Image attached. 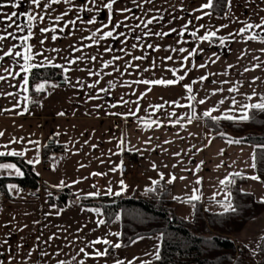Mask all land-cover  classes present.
Segmentation results:
<instances>
[{"label": "crops", "instance_id": "0c3cea01", "mask_svg": "<svg viewBox=\"0 0 264 264\" xmlns=\"http://www.w3.org/2000/svg\"><path fill=\"white\" fill-rule=\"evenodd\" d=\"M109 2L60 0L53 4L41 0L37 6L31 0H19V6L13 7L16 0H0V36L5 37L0 40V77H4L0 80V132L4 133L0 152L23 153L19 156L26 162L39 158L40 163L31 167L45 183L35 190L8 184L12 196L0 198V264H143L157 257L159 232L135 237L115 248L120 244V216L105 221L99 205L82 204L78 195L99 193L96 196L112 199L143 191L161 177L169 182L174 176L176 179L169 182L173 209L177 215L190 218L193 195L210 211H223L225 203L232 204L229 189L220 181L242 173L245 180L241 188L257 200L264 198L261 181L250 179L256 175L251 166L254 145L241 140L230 144L229 140L237 139L215 136L205 126L203 116L213 109V116L240 118L249 109L243 105L264 100V42L247 39L253 33L264 36V29L238 34L247 24L261 23L264 0H232L231 8L226 4L221 15L201 10L207 0H116L112 24L119 21L121 26L113 37L100 39L111 29V25L103 27L109 21L104 7ZM125 8L130 11H120ZM12 12L17 16L9 21L7 16ZM204 12L211 15L197 20ZM29 15L43 19L31 22L32 37L25 41ZM57 16L62 18L57 20ZM210 31H217V37L199 39ZM93 34L98 43H93ZM220 37L226 38L224 44ZM29 45L33 58L28 63L60 66L64 73L62 82L43 79L35 84L47 81L59 85L43 92L40 104L29 103L28 85L23 83L28 72L21 69L27 67L23 57ZM9 49L12 54L5 56ZM16 52L21 55L16 56ZM201 64L206 66L201 68ZM256 64L262 66L254 67ZM172 69L178 70L175 75ZM181 75L183 81L167 87L137 83ZM203 76L207 79L201 80ZM93 84L95 87H89ZM183 85H191L195 100H189ZM232 87L239 91L229 92ZM233 98L239 103L234 105ZM201 99L205 100L202 105L198 103ZM114 104L117 106L112 107ZM130 111L135 116L111 114ZM60 112L65 115H58ZM52 141L61 144V150L43 164L42 146ZM124 160L135 162L129 173L120 170ZM0 164H14L22 173L13 161ZM0 176L18 175L14 170L0 169ZM121 180L127 185L124 190ZM56 189L68 194L63 204L47 200ZM117 192L120 194L115 195ZM100 220L105 223L99 224ZM263 234L264 207L231 236L255 254ZM98 240L111 243H95ZM105 250L107 255H96Z\"/></svg>", "mask_w": 264, "mask_h": 264}, {"label": "trees", "instance_id": "16d2710c", "mask_svg": "<svg viewBox=\"0 0 264 264\" xmlns=\"http://www.w3.org/2000/svg\"><path fill=\"white\" fill-rule=\"evenodd\" d=\"M214 3L215 8L209 10L221 15L225 10L226 0H214ZM43 79L62 82L63 70L55 65L32 68L28 72L29 103L38 101L42 95L43 92L35 91V84ZM247 113L250 116L247 121L224 117L214 121L205 117V126L215 136L230 137L254 145V171L264 186V147H261L264 146V112L249 108ZM60 150L61 144L55 141L45 143L41 149L42 163H47L50 157ZM1 161H13L22 169V175L0 176L2 197L12 196L8 190V184L11 182L21 189L35 190L45 185L33 171L31 164L21 156L4 155L0 156ZM236 174L228 178L232 183L227 180L224 183L231 193L235 212L206 210L198 200H191V217L177 215L173 209V199L169 195V182L163 177L143 191L134 190L125 196L110 199L96 195H78L77 199L82 204L99 205L105 221L115 215L120 216V244H125L135 237L159 232L160 258L143 264H264V234L259 239L255 254H251L231 236L264 207L262 200H257L251 192L241 188L245 175ZM67 196L65 190L56 189L48 194L47 200L50 203L63 204Z\"/></svg>", "mask_w": 264, "mask_h": 264}, {"label": "snow or ice", "instance_id": "6c2138e0", "mask_svg": "<svg viewBox=\"0 0 264 264\" xmlns=\"http://www.w3.org/2000/svg\"><path fill=\"white\" fill-rule=\"evenodd\" d=\"M31 2H32V4L37 5V6H39L41 4V0H31ZM51 2L53 4L60 3V0H51ZM65 2H69L70 3L71 0H65ZM115 2H116V0H110L109 3H107V4L104 5V7L106 9H108V11H109V21H108L107 24L103 25V27L104 28H108L109 25H111V29L108 30V31H104L102 33V35L100 36V39H105V38H108V37H113L114 33L116 32V29H118L121 26V23L122 22H119V21L116 22L115 24H112V15H111V13H112V9H113V4ZM149 2H151V0H149ZM226 4H227V7L231 8V6H232V0H226ZM12 6L13 7H18L19 6V0H16V3L13 4ZM44 7H48V4H45ZM213 8H215L214 0H207L206 3H204L203 5H201V10H203V9H213ZM81 10L82 11H86V10H89V9L83 8ZM120 11L126 12V11H130V9L125 8V9H121ZM64 15H67V13H65ZM207 15H211V13L204 12L202 16H197L196 19L197 20L203 19V16H207ZM15 16H17V13L16 12H12L11 15L7 16V19L9 21H11L12 18L15 17ZM61 18L62 17H60V16H57L56 17L57 20H60ZM37 19L42 20L43 17L42 16L41 17H36V16H32V15H29L28 16V20H29V23H30V27H29V33H28V35L25 36V37H23V39L25 41H27L28 39H30L32 37L31 22L32 21H35ZM88 22L89 23H93L94 20H89ZM70 23H75V21H71ZM148 23L150 24V23H152V21L149 20ZM188 23H191V21H189ZM9 26H11V25H9ZM201 27H203V25H201ZM220 27L221 28H226L227 25H221ZM184 28H185V30L187 29V24L184 26ZM253 28L264 29V18H261V23L260 24H256V25L247 24L244 28H241L239 30V33L238 34H243V33L247 32L248 30L253 29ZM41 31H48V29H41ZM97 31L99 32L100 30L98 29ZM171 31L175 32L176 29H172ZM9 35H13V34L12 33H9ZM119 35H123V33H120ZM155 35H158V36H167V35H169V33H155ZM181 35H183V33H181ZM192 35L193 36H196L197 33L196 32H193ZM229 35H231V34H229ZM214 37H217V31H210V32L206 33L204 36L199 37V39L202 40V41H211ZM56 38H57L56 36H52V39H56ZM4 39H5L4 36H0V40H4ZM92 39H93V43H98V40L96 39L95 34H93ZM137 39H139V38H137ZM219 39H220V43L221 44H224L226 38L220 37ZM247 39H250V40L260 39L262 42H264V36H260L259 33H253L252 35L248 36ZM41 44H43V41H41ZM135 46L136 45H133V47H135ZM149 47H151V45H149ZM105 50L106 51H109L110 49H105ZM26 51H27L28 54L24 55L23 58H24L25 63L27 64V67H24V68L21 69L23 72L27 73V72L31 71L32 68L43 66V65H36V64H30V63H28L33 58L32 47L29 45L27 47ZM179 51L184 52L185 49L180 48ZM195 51L196 50H193V51L189 52L188 55L189 56L193 55ZM200 51H202V49H200ZM261 51H264V49H261ZM11 54H12L11 49H9L8 52H5L4 53L5 56L11 55ZM15 55L16 56H20L21 53L20 52H16ZM213 56L216 57L217 59L219 58L216 53H213ZM2 59H3V57H0V60H2ZM92 59H95V57H93ZM115 59H119V57H116ZM135 59H141V57H136ZM167 59L170 60V59H172V57H167ZM185 59H187V57H185ZM74 62L75 61H69V63H74ZM211 62L212 63H215V60H212ZM104 66L107 67L108 65L105 64ZM205 66L206 65H204V64L199 65V67H201V68H203ZM261 66H262L261 64L254 65V67H261ZM57 67H60V66H57ZM229 67H232V65H229ZM64 71L67 72L68 69H64ZM171 71L173 72V75H175L178 70L177 69H172ZM244 71L247 72V71H249V69L248 68H245ZM186 74L187 73H185V75ZM90 75H98V73H90ZM3 79H4V77H0V80H3ZM183 79H184V76L181 75L177 79L143 80V81H137V83H144L146 85H149V84H151V85H161V86L167 87V86H172V85L178 84L180 81H183ZM200 79L201 80H206L207 79V76L200 77ZM254 79H259V77H256ZM65 82H68L67 76L65 77ZM23 83H24L25 86L28 85L29 80H28V77L27 76L24 77ZM58 86L59 85H57V84H49L47 81H45V82H42V83L36 85L35 91L37 93L47 92V90H48L49 87L54 89V88H57ZM183 86L187 89V91L190 94L189 95V100H195L196 97L193 96V95H191V92H192L191 85H183ZM89 87H95V84L89 85ZM25 91H27V87H25ZM100 91H106V89H101ZM216 91H223V89H217ZM228 91L229 92H234V91H239V89L236 88V87H232V88H229ZM213 95H215V92L213 93ZM253 95H256L255 91H253ZM89 98L92 99L93 97H89ZM32 102L33 103H37V104H40L41 103L40 101H32ZM123 103L126 104V103H128V101H124ZM172 103H175V104H177L180 107H184V105H180L178 101H173ZM198 103L202 105V104L205 103V100L204 99H201V100L198 101ZM220 103L223 104L224 101L221 100ZM232 103L234 105H236L239 102L236 101L235 98H233L232 99ZM116 106L117 105H115V104L112 105V107H116ZM157 107L158 108H162L163 105H159ZM189 107H191V105H189ZM243 107L244 108H250L252 110H256V111H259V112H264V100H261V102H259V103H253V104H250V105H243ZM25 110H27V109H25ZM137 110H139V109H137ZM213 111H214L213 109H210L208 111H205V112H203V116L209 117L211 120H214V121L220 119V117L213 116L212 115V112ZM111 114L112 115H124L125 118H127V116H135L136 113L130 111V112L125 113V114H121V113H111ZM58 115L63 116V115H65V113L60 112V113H58ZM224 118L225 119H233L232 116H225ZM239 119L247 121V120L250 119V116L246 112ZM151 123H155V121H152ZM189 123H191V119H189ZM148 126H150V124H146V127H148ZM3 135H4V133L3 132H0V136H3ZM221 135H223V134H221ZM234 142L235 143H240L239 140H236V141L229 140L228 141V143H230V144L231 143H234ZM29 143H38V142L29 141ZM121 143L123 144V141H121ZM93 147H95V146H93ZM261 147H264V146H261ZM4 155H23V153H17V152L4 153V152H0V156H4ZM254 159H255V157H254ZM28 163L29 164H33V163H37L38 164V163H40V160H39V158H37L35 161L29 160ZM251 166L253 168H255L256 167V164L253 163ZM82 167H83V165H82ZM153 167H155V165H153ZM0 169H10V170H14L15 171V174L22 175V173L20 172V170L18 168H16V166L14 164H0ZM93 175H101V174L100 173H93ZM236 175H239V174L237 173ZM180 178L181 179H184L183 177H180ZM175 179H176V177L173 176L169 182H172ZM250 179L256 180V181H260L261 178L259 176L253 175V176L250 177ZM226 180H227L228 183H232L233 182L232 180H229L227 178H226ZM225 182L226 181H224V180L220 181L221 184H224ZM61 183L63 184V182H61ZM73 183H79V181H74ZM120 183L123 186L122 187V190H124V188H126L127 185L124 184V181L123 180H121ZM154 183H156V182H154ZM197 183H200V181L197 180ZM10 187H15V186H10ZM151 190L152 189H149V191H151ZM119 194H120L119 192L115 193V195H119ZM88 195L89 196H94V195H99V193H88ZM190 199L191 200H198L199 197L193 195L192 197H190ZM262 202H264V198H262ZM235 211H236V209L232 206V204L230 202H227V203L224 204V212L225 213L235 212ZM98 223L99 224H103V223H105V221L100 220V221H98ZM115 235H119V233H116ZM37 239H39V237ZM49 239H51V237ZM101 242L104 243V244H110L111 243L110 241H107V240H104V241H99L98 240L95 243H101ZM121 246L122 245L119 244V243H117V244L114 245L115 248H120ZM81 251H84V250L81 249ZM107 254H108L107 253V250H105V252H103V253H101V252H97L96 253V255H107ZM156 258L157 259L160 258L158 253H157V257ZM61 264H63V262H61ZM117 264H122V262L121 261H117Z\"/></svg>", "mask_w": 264, "mask_h": 264}, {"label": "built area", "instance_id": "2783aa9c", "mask_svg": "<svg viewBox=\"0 0 264 264\" xmlns=\"http://www.w3.org/2000/svg\"><path fill=\"white\" fill-rule=\"evenodd\" d=\"M135 168V162L134 161H129V160H124L121 164H120V170L123 173H129V171H131L132 169Z\"/></svg>", "mask_w": 264, "mask_h": 264}, {"label": "rangeland", "instance_id": "374dc122", "mask_svg": "<svg viewBox=\"0 0 264 264\" xmlns=\"http://www.w3.org/2000/svg\"><path fill=\"white\" fill-rule=\"evenodd\" d=\"M10 184H11L12 186H14V185H15V184H14V183H12V182H11V183H9V185H10ZM0 196H1V195H0ZM1 197H2V196H1Z\"/></svg>", "mask_w": 264, "mask_h": 264}]
</instances>
